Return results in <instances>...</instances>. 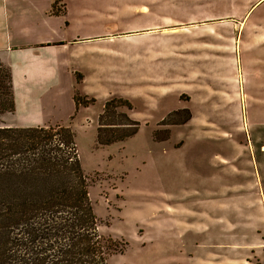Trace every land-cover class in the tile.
I'll return each instance as SVG.
<instances>
[{"label":"rangeland","instance_id":"374dc122","mask_svg":"<svg viewBox=\"0 0 264 264\" xmlns=\"http://www.w3.org/2000/svg\"><path fill=\"white\" fill-rule=\"evenodd\" d=\"M78 4L68 69L94 100L61 125L98 232L121 248L106 264H264V0ZM113 98L110 134L137 131L99 145Z\"/></svg>","mask_w":264,"mask_h":264},{"label":"trees","instance_id":"16d2710c","mask_svg":"<svg viewBox=\"0 0 264 264\" xmlns=\"http://www.w3.org/2000/svg\"><path fill=\"white\" fill-rule=\"evenodd\" d=\"M57 0L52 2V13ZM94 99L74 94L76 109ZM120 98L107 100L98 120L97 143L132 136L110 134ZM120 104V103H119ZM14 111L11 74L0 63V114ZM127 118V116H125ZM128 119V118H127ZM74 135L60 123L0 126V264H106L120 251L116 240L98 232Z\"/></svg>","mask_w":264,"mask_h":264},{"label":"crops","instance_id":"0c3cea01","mask_svg":"<svg viewBox=\"0 0 264 264\" xmlns=\"http://www.w3.org/2000/svg\"><path fill=\"white\" fill-rule=\"evenodd\" d=\"M0 0V63L11 74L16 127L63 123L77 112L74 75L84 41L78 0ZM80 18V17H79ZM76 85V86H75ZM84 107V106H83Z\"/></svg>","mask_w":264,"mask_h":264}]
</instances>
